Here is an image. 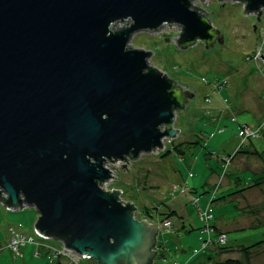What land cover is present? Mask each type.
I'll return each mask as SVG.
<instances>
[{
  "label": "water",
  "instance_id": "obj_1",
  "mask_svg": "<svg viewBox=\"0 0 264 264\" xmlns=\"http://www.w3.org/2000/svg\"><path fill=\"white\" fill-rule=\"evenodd\" d=\"M192 1L0 0V203L35 209L42 237L97 264H153L159 227L104 189L115 177L106 165L177 137L176 112L195 94L130 42L173 24L175 37L160 35L180 49L224 43L214 11ZM240 1L262 21L264 0Z\"/></svg>",
  "mask_w": 264,
  "mask_h": 264
},
{
  "label": "rangeland",
  "instance_id": "obj_2",
  "mask_svg": "<svg viewBox=\"0 0 264 264\" xmlns=\"http://www.w3.org/2000/svg\"><path fill=\"white\" fill-rule=\"evenodd\" d=\"M197 3L206 12L214 11L212 26L225 34L224 43L215 42L204 51L206 43L196 41L182 50L160 35L175 37L180 31L175 26L138 32L131 39L133 48L153 52L151 67L195 95L176 114L171 126L180 131L165 139L164 152L142 153L126 167L121 166L126 161L107 164L115 177L104 189L120 190L121 200L136 206L140 221L159 225L173 219L175 225L171 221L169 227L174 229L159 227L155 264H218L224 258L218 256V245L225 243L233 246H227L228 256L247 264L241 250L249 247V264H264V178L260 186L250 187L264 176V161L235 155L240 148L264 153V7L258 21L255 11H244V1H192ZM126 23H117L115 29ZM184 141L194 145L184 155L173 152ZM209 175L212 185L201 187ZM227 194L232 197L212 203ZM167 211L177 216L168 219ZM39 216L35 209L15 211L0 203V264L56 263L51 261L54 251L66 247L36 232ZM14 233L26 236L18 254L8 247ZM60 257L67 264H97L87 256L78 262Z\"/></svg>",
  "mask_w": 264,
  "mask_h": 264
},
{
  "label": "trees",
  "instance_id": "obj_3",
  "mask_svg": "<svg viewBox=\"0 0 264 264\" xmlns=\"http://www.w3.org/2000/svg\"><path fill=\"white\" fill-rule=\"evenodd\" d=\"M192 145H194V144H192L190 142L187 144V141H184V142H182L180 144L174 145L173 146V152H176L178 155H184L186 153V149L191 148ZM240 153H243V154H246V155L249 154L251 156H254V157L259 158V159H261V160L264 161V153L263 154L260 153L255 148H251V149H246V148L242 149V148H240L235 153V155H238ZM168 154H170V151L167 152V155ZM262 178H264V176L263 177L258 176L257 179L255 180V183L252 186H250V187L260 186V184L262 183ZM231 195L230 194H227V195L221 196L218 199L213 200L212 203L215 204V203L220 202V201H226V200H228V199H230L232 197ZM165 215L168 216V219L171 218V217H176L177 216V214H176L175 211H171V212L170 211H167L165 213ZM199 229H202V227L199 228ZM228 245L230 246V248L233 247L232 245H230L228 243H225L224 245H220V244L218 245V247H219V248L217 247L218 248L217 250L219 251L218 256L224 257L223 258V261L221 263H218V264H244L243 260H240L239 258L234 259V258L228 256L230 254V252H231V249L227 247ZM248 248L249 247H245V249H242L241 250L243 256L245 257V260H246V263L247 264H249V260L248 259L250 257ZM58 258L60 259V257H58ZM59 259H57V260H59Z\"/></svg>",
  "mask_w": 264,
  "mask_h": 264
},
{
  "label": "built area",
  "instance_id": "obj_4",
  "mask_svg": "<svg viewBox=\"0 0 264 264\" xmlns=\"http://www.w3.org/2000/svg\"><path fill=\"white\" fill-rule=\"evenodd\" d=\"M107 183H109V182H107ZM195 201H197V200H195ZM170 224H171V221H166V222L164 223V225H165L166 227H168V228H170V227H169ZM14 234H16V236L14 237L15 240H14L13 242L10 243V248H12V249L14 250V252H15L16 254H18L21 245H23V244L25 243V242H24V240H25L24 238H26V236H23V235H21V234H19V233H14ZM21 236H22L23 238H22ZM15 242H17V244H14ZM222 244H224V243H222ZM62 249H63V252H61V251H54V253H53V255H52V258H51L52 261H55L58 257L63 256L65 259L72 257V258H73V261L75 260L76 262H78V261L75 259V255H76V254H74V252H72V250L66 249V248H64V247H62Z\"/></svg>",
  "mask_w": 264,
  "mask_h": 264
},
{
  "label": "bare ground",
  "instance_id": "obj_5",
  "mask_svg": "<svg viewBox=\"0 0 264 264\" xmlns=\"http://www.w3.org/2000/svg\"><path fill=\"white\" fill-rule=\"evenodd\" d=\"M212 21V20H211ZM128 24L130 23V21H128L127 22ZM127 24V25H128ZM211 24H213L212 22H211ZM169 25V24H168ZM168 25H165V27L166 26H168ZM171 26H175V25H171ZM180 31H181V29H180ZM142 32V31H141ZM198 41H201V40H198ZM188 48V47H187ZM182 50H185V49H182ZM151 56H152V54H151ZM151 56H150V58H151ZM149 58V59H150ZM149 63V62H148ZM163 74H167L166 72L165 73H163ZM178 112H176V114H177ZM165 139L166 138H163V142H165ZM159 152L158 153H160V152H164L163 150H161V149H157ZM157 150L155 151V152H157ZM152 154H155V153H152ZM115 163H117V162H115ZM113 164V163H112ZM107 166V165H106ZM108 167V166H107ZM109 169H111L110 167H108ZM111 181V180H110ZM105 184H108V183H105ZM198 200V199H197ZM2 204V203H1ZM7 208V207H6ZM135 208H136V206H135ZM136 210H137V208L134 210V212H133V217H134V219L135 220H137L138 222H140V220H138L136 217H135V212H136ZM167 221H169V220H167ZM170 221H173V219H171ZM176 221H177V219H176ZM180 221V220H179ZM178 223H180V222H178L177 221V224ZM202 223V222H201ZM153 224V223H152ZM173 224H174V221H173ZM35 225V224H34ZM153 225H156V224H153ZM175 225V224H174ZM170 226H171V224H170ZM158 227H164V230H167L166 228H165V226H164V223L162 222V221H160V224L158 225ZM169 230L170 229H174V227H170V228H168ZM176 232V231H175ZM29 233H30V231H29ZM177 233V232H176ZM158 236H159V232H158ZM158 236H157V239H158ZM8 247H9V249L11 250V248H10V242H9V244H8ZM206 249V247H203V250H205ZM58 251H61V252H63V249H62V247L58 250ZM87 256V255H86ZM86 256H85V258H86ZM88 258H91V257H89V256H87ZM81 258H82V255L80 254V255H75V259L77 260V261H79V260H81ZM57 259H59V258H57ZM56 259V260H57ZM55 260V261H56ZM62 263H64V264H67L65 261H63L62 260V258L60 257V259H59ZM51 261H52V259H51ZM52 262H54V261H52ZM177 262L176 261H174V264H176ZM179 263V262H178ZM153 264H155L154 262H153Z\"/></svg>",
  "mask_w": 264,
  "mask_h": 264
},
{
  "label": "crops",
  "instance_id": "obj_6",
  "mask_svg": "<svg viewBox=\"0 0 264 264\" xmlns=\"http://www.w3.org/2000/svg\"><path fill=\"white\" fill-rule=\"evenodd\" d=\"M252 146V145H251ZM254 147V146H253ZM237 148H238V145H237ZM229 151V150H228ZM230 167H231V165H230ZM218 170V169H217ZM216 170V171H217ZM214 173V169L212 170V174ZM209 178H210V175L208 176V179H207V181H205L203 184H201V187H203V188H206V187H208V186H210V185H212L208 180H209ZM207 182V183H206ZM209 182V183H208ZM192 186V185H191ZM192 187H194V186H192ZM197 189H198V187L197 186H195ZM194 187V188H195Z\"/></svg>",
  "mask_w": 264,
  "mask_h": 264
}]
</instances>
